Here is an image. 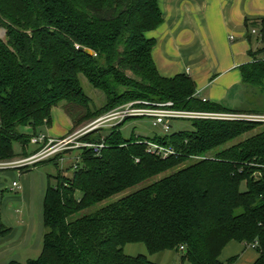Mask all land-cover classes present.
Instances as JSON below:
<instances>
[{
	"label": "trees",
	"instance_id": "obj_1",
	"mask_svg": "<svg viewBox=\"0 0 264 264\" xmlns=\"http://www.w3.org/2000/svg\"><path fill=\"white\" fill-rule=\"evenodd\" d=\"M163 22L159 0H0V162L18 158L15 143L29 157L32 137L51 128L59 106L74 128L134 101L232 112L200 99L188 75L160 74L153 59L157 40L148 34ZM247 27L259 31L261 47L250 52L255 61L240 69L243 85L264 94V19ZM83 78L104 95L101 107L86 94ZM192 122V133L152 139H125L126 122L107 129L108 138L102 130L82 137L106 147L100 154L78 150L81 166L68 170L73 177L59 170L57 185L49 184L43 250L27 264H155L144 255H126L130 244H143L149 255L176 251L180 264H222L221 253L232 241L254 246L260 254L255 264H264V169L257 166H264V130L230 145L260 124ZM26 127L32 136L19 132ZM145 141L172 147L178 157L149 154ZM61 157L42 163L59 168ZM10 232L1 222L0 238Z\"/></svg>",
	"mask_w": 264,
	"mask_h": 264
},
{
	"label": "crops",
	"instance_id": "obj_2",
	"mask_svg": "<svg viewBox=\"0 0 264 264\" xmlns=\"http://www.w3.org/2000/svg\"><path fill=\"white\" fill-rule=\"evenodd\" d=\"M159 6L164 22L148 37L157 40L153 59L160 74L165 78L188 75L196 83L200 99L226 108L231 95L243 86L241 67L251 62L250 52L261 47L260 40L250 34L247 23L256 24L264 19V0H159ZM44 129L47 132L42 134L64 139L72 131L73 124L56 108L51 128ZM21 133L32 136L34 131L26 127ZM3 172L12 179V186L6 191L14 196L7 199L6 207L0 203V223L11 229L6 237L0 238V256L23 246L24 236L17 237L13 218L9 215V203L29 202L32 192L29 171ZM14 182L19 183L18 188L13 187ZM49 184L50 181L48 187ZM5 194V191L1 192L2 199ZM16 213L19 214V210ZM20 221L23 224L22 218ZM135 245L146 249L143 244ZM140 250L138 247L137 251ZM177 255L176 251H164L152 255L150 261L177 264ZM259 257L255 247L232 241L223 249L219 260L222 264H255Z\"/></svg>",
	"mask_w": 264,
	"mask_h": 264
},
{
	"label": "rangeland",
	"instance_id": "obj_3",
	"mask_svg": "<svg viewBox=\"0 0 264 264\" xmlns=\"http://www.w3.org/2000/svg\"><path fill=\"white\" fill-rule=\"evenodd\" d=\"M0 36L4 38L5 32L3 30L0 31ZM83 88L86 92V94L94 101V106L96 108H99L102 106L104 102V95L94 89L90 84L86 81V79H82ZM139 101L130 102L127 104H124L122 107L126 108L131 103H136ZM145 102V101H142ZM63 105V104H61ZM226 108L229 110L232 109H239L238 112H230L226 111L224 113H240L250 116H264L263 113L258 112L259 109L264 108V94L260 92L258 88H253L250 86H241L237 88V91L231 95V98L229 99V102L225 104ZM142 107H135L134 109H139ZM60 111H62L66 116H68L69 120L72 122L71 117L66 113L64 110V107H58ZM241 110V111H240ZM99 118V117H98ZM96 118V119H98ZM96 119H92L90 122L84 123L83 125L74 128L71 132H69L65 137H72L79 132H82L84 128H86L88 125H90L93 121ZM197 121V120H195ZM123 127H121V133L124 136L125 139H130L133 134H135L136 137H142L145 139H152L155 136H166V135H173L181 132H187L192 133L194 132V126L192 120H174L170 121L169 125L172 127L171 130L166 133L163 131L162 127H154L152 125V120L150 118H144V117H128L124 123ZM255 124H260V126L253 132H250L241 138L235 140L230 145H236L241 142L246 141L247 139L254 137L255 135L259 134L262 130H264V124L258 123V122H251ZM22 129H19V132H22ZM46 129L41 128L38 130V135H41L42 133H46ZM101 136L105 139L108 138L111 134L110 130L103 129L101 132ZM23 134V133H21ZM60 140V139H59ZM29 148V150H28ZM27 148L28 155H33L36 153L40 148L39 146L35 145H29ZM14 151L15 154L18 156L13 161L20 160L24 158L23 154V148L20 144L15 143L14 144ZM65 154V161L59 162V168L56 167L52 162H45L44 164L38 165L40 163H37L38 165H34V167L28 168L29 175L32 176V192H31V198L29 202H11L9 206V215L11 218H13V226L16 227L15 230L17 231V237L21 238V236H24V240L22 241V247L17 248L16 250L10 251L9 253H3L0 256V264H9L10 262H18L22 264H27L30 260H37L43 250V244H44V234H45V228H44V202L46 198V190H48V181H50L51 186H56L57 182L55 177L57 176L59 170L61 172H64V176L66 178H72L74 174V170L68 172L69 169H75V166H81V154L82 152L78 151L77 149L73 150H67L64 152ZM42 163V162H41ZM190 164L187 163L185 165ZM20 170V169H19ZM66 172V173H65ZM3 171H0V203L3 202L4 207L8 204L7 199L14 196V194L9 193L7 191L10 190L12 186V179L10 177L4 176ZM140 188V187H138ZM136 188V189H138ZM136 189L132 190L131 192L135 191ZM246 185L243 184L241 187L242 192H246ZM7 190V191H6ZM5 191V197L4 199L1 198V192ZM126 194H122L120 196H117L109 201H107L104 204H110L114 201H117L118 199L124 197ZM102 206V205H100ZM100 206H97L96 208L90 209L89 213L94 212L97 210ZM2 210L0 206V211ZM19 210L21 213V216L19 217L20 213H16ZM2 212V211H1ZM0 212V213H1ZM20 218L24 220L23 224L20 221ZM25 233V235H23ZM138 247H140L142 250L137 251ZM124 253L129 256H139L144 255L147 256L150 260V258H153L152 255H149L146 249L142 246H138L135 244H130L124 248ZM177 264H180V256L177 255Z\"/></svg>",
	"mask_w": 264,
	"mask_h": 264
},
{
	"label": "built area",
	"instance_id": "obj_4",
	"mask_svg": "<svg viewBox=\"0 0 264 264\" xmlns=\"http://www.w3.org/2000/svg\"><path fill=\"white\" fill-rule=\"evenodd\" d=\"M250 34L257 38H260L259 31L255 28L250 29ZM232 38V37H231ZM233 39V38H232ZM264 60V55L260 57ZM251 61H255L252 60ZM206 102V100H203ZM142 107L134 109L135 107ZM172 103H149V102H136L131 103L128 107H119L111 112H108L88 125L82 132L67 137L64 139H54L46 134L39 136H33L31 139V145L39 146V150L30 155L29 157L9 162H0V171L5 170H25L34 167L37 163L48 161L62 154L59 162L65 161V151L67 150H83L93 149L96 154H100L101 151L106 147L105 142L101 143H89L82 142L80 139L85 135L103 129H114L122 124L128 117H144L152 120L154 127L161 126L163 131L168 133L171 130L169 125L170 121L174 120H217L225 122H258L264 124V116H250L240 113H206L196 111H181L172 109ZM147 146V152L152 155H157L162 159H168L171 156L178 157L176 150L172 147L162 146L151 141H145ZM259 168L264 169L263 165H257ZM77 166H75L76 169ZM261 174L255 173V177H259ZM14 188L19 187L18 182L13 183ZM254 247V246H253ZM184 250V247H181Z\"/></svg>",
	"mask_w": 264,
	"mask_h": 264
},
{
	"label": "water",
	"instance_id": "obj_5",
	"mask_svg": "<svg viewBox=\"0 0 264 264\" xmlns=\"http://www.w3.org/2000/svg\"><path fill=\"white\" fill-rule=\"evenodd\" d=\"M79 50H80V51H83V52H85L86 54L91 55V56H95V55H96V53H95L94 51L90 50V49H86V48H82V47H80Z\"/></svg>",
	"mask_w": 264,
	"mask_h": 264
}]
</instances>
